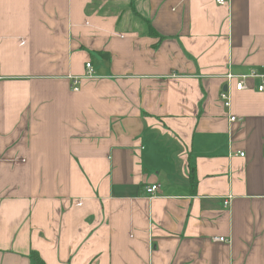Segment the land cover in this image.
I'll use <instances>...</instances> for the list:
<instances>
[{
	"label": "crops",
	"instance_id": "0c3cea01",
	"mask_svg": "<svg viewBox=\"0 0 264 264\" xmlns=\"http://www.w3.org/2000/svg\"><path fill=\"white\" fill-rule=\"evenodd\" d=\"M229 68L264 70V0H0V264H264V92L227 108Z\"/></svg>",
	"mask_w": 264,
	"mask_h": 264
},
{
	"label": "built area",
	"instance_id": "2783aa9c",
	"mask_svg": "<svg viewBox=\"0 0 264 264\" xmlns=\"http://www.w3.org/2000/svg\"><path fill=\"white\" fill-rule=\"evenodd\" d=\"M219 5H226L228 4L229 0H216ZM86 75L88 77H95L96 72L95 68L92 64L91 61H88L86 63ZM226 80H227V88L224 89L221 92V98L224 101V104L227 108H230L231 106V93H230V87L233 84L236 90H245L249 88H254L259 92H264V70H259L256 68L251 69L250 71L246 73H241L237 74L232 71L231 68H229L227 74H226ZM258 81V84L256 83L255 85H251L252 83H255ZM80 83V79L75 77L73 78V89L77 90V86ZM236 119V116H231V121H234ZM244 155V153H242ZM146 192L149 196V198L155 197L159 194L160 191V185L158 183H154L151 185H147L146 187ZM230 201L226 200L225 204L226 206L229 205ZM214 240L217 241H229L228 238L226 237H214Z\"/></svg>",
	"mask_w": 264,
	"mask_h": 264
},
{
	"label": "trees",
	"instance_id": "16d2710c",
	"mask_svg": "<svg viewBox=\"0 0 264 264\" xmlns=\"http://www.w3.org/2000/svg\"><path fill=\"white\" fill-rule=\"evenodd\" d=\"M148 29H149V34L151 36L155 37H161L159 33L155 30V28L152 26V24L148 21ZM191 181L195 185L197 183V177L195 173V168L191 170ZM31 258L33 260V264H46V262L41 258V256L37 252H32L31 253Z\"/></svg>",
	"mask_w": 264,
	"mask_h": 264
}]
</instances>
